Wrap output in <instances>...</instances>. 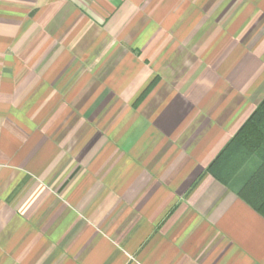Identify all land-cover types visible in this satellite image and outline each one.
I'll list each match as a JSON object with an SVG mask.
<instances>
[{"label":"crops","instance_id":"0c3cea01","mask_svg":"<svg viewBox=\"0 0 264 264\" xmlns=\"http://www.w3.org/2000/svg\"><path fill=\"white\" fill-rule=\"evenodd\" d=\"M263 102L264 0H0V264H264Z\"/></svg>","mask_w":264,"mask_h":264},{"label":"trees","instance_id":"16d2710c","mask_svg":"<svg viewBox=\"0 0 264 264\" xmlns=\"http://www.w3.org/2000/svg\"><path fill=\"white\" fill-rule=\"evenodd\" d=\"M263 112L264 102L209 167V171L216 178L228 184L253 156L263 160L262 168L240 193L245 201L262 213H264V156L263 153H259L257 130L258 120L263 116ZM248 189L253 191L256 196L249 194ZM251 196L252 198H250Z\"/></svg>","mask_w":264,"mask_h":264}]
</instances>
